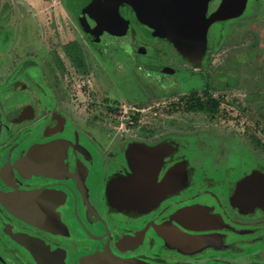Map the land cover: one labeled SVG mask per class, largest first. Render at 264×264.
Instances as JSON below:
<instances>
[{
	"label": "flooded vegetation",
	"instance_id": "flooded-vegetation-1",
	"mask_svg": "<svg viewBox=\"0 0 264 264\" xmlns=\"http://www.w3.org/2000/svg\"><path fill=\"white\" fill-rule=\"evenodd\" d=\"M175 1L170 12L201 10L209 21L199 63L160 34L168 0L119 4L123 20L112 24L126 25L122 35L93 17L95 0H62L78 35L50 54L52 87L34 86L41 71L33 59L23 70L29 37L0 25V264H264L262 138L247 130L245 148L226 142L222 148L217 139L183 130L156 135L138 118L123 131L116 126L125 104L146 106L185 89L196 101L188 111L221 103L201 101L208 88L185 86V69L206 65L212 51L243 45L238 36L255 27L264 9V0ZM70 71L84 79L76 91L68 86L72 77L61 79ZM97 77L122 101L112 97L111 120L85 116V124L67 107L79 91L90 94ZM145 145L158 148L151 153ZM34 146L40 148L29 158ZM152 174L150 183L136 186Z\"/></svg>",
	"mask_w": 264,
	"mask_h": 264
},
{
	"label": "rangeland",
	"instance_id": "rangeland-1",
	"mask_svg": "<svg viewBox=\"0 0 264 264\" xmlns=\"http://www.w3.org/2000/svg\"><path fill=\"white\" fill-rule=\"evenodd\" d=\"M4 4L8 5L9 13L5 21L0 18V25L4 24L21 37L22 32L24 37H29L23 51V70L30 68L29 59H33L34 64L38 66L36 68H39L40 74L43 73L44 76L39 74L37 78L36 75L34 86L52 87L53 77L48 69L49 64L54 63V60L51 59L50 62L49 56L54 51L62 53V44L78 35L72 16L65 10L62 0H4L2 5ZM260 16L254 28L238 36L240 43L244 42L243 45H227L212 51L213 56L206 65L185 69L187 72L189 70L185 86H197L199 92L208 88L202 102L211 100L210 97L221 98L220 110L213 118L211 113L188 111L187 107L196 101L192 99L193 94L185 89L165 99L151 98V102L146 106L126 105L123 102L125 106L117 115L119 124L116 126L119 127V131L128 129L127 124L138 118L140 120L138 126L151 127L155 129L153 133L156 135L183 130L203 135L213 142L217 139L221 142L222 148L225 142L245 148L247 143L244 134L247 130L254 131L264 140V9ZM68 48L74 49V47ZM16 50H12L14 55H18ZM236 53L239 59L233 57ZM225 54H230L227 60L230 58L235 60L227 62L223 58ZM91 72L93 78L97 76L96 72ZM68 73L67 76L62 74L61 79L72 77L73 80L68 86H72L76 91L83 78L78 73L72 71ZM94 83L90 94L79 91L73 96L74 100L72 98L69 100L71 105L67 107L73 117L86 122L85 124H87L85 116L90 119H101L103 115V118L110 119L111 115L108 117L106 110L109 107L112 110L116 102L112 97H119L122 101L120 93L115 88L105 89L107 84H102V80L99 81L98 77ZM106 91L110 92L108 97ZM181 97L183 98L180 99ZM169 102H172L173 108L166 114L165 109ZM88 103L93 104L92 109L88 108ZM110 120H107V126L112 128L115 122ZM79 128L83 129L80 125ZM262 155L264 157V154Z\"/></svg>",
	"mask_w": 264,
	"mask_h": 264
},
{
	"label": "water",
	"instance_id": "water-1",
	"mask_svg": "<svg viewBox=\"0 0 264 264\" xmlns=\"http://www.w3.org/2000/svg\"><path fill=\"white\" fill-rule=\"evenodd\" d=\"M112 1H111V5L113 6L110 9L107 0H95V4L92 6H94V9L96 10V15H94L93 17L98 21L101 20L100 17H103V20L100 21V24L102 25L104 30H108L114 34L122 35L126 32V25L125 28L119 29V27H116V23L115 25L112 23L116 22V20H119V18L123 20L122 16L119 13V4L129 0H112ZM168 3L169 4H167L168 6L165 7V13H164L166 15L165 16L166 26H163L162 30L160 29L161 30L160 34L162 36L164 35L165 37L169 38L178 48L181 49V51L185 56H187L188 58H193L196 63L201 62L205 54L207 22H209L206 19L205 11L199 10V12L196 13L195 15L186 12L180 15L178 13L170 12V10L173 9L174 7L177 8L178 6L177 2L175 0H168ZM90 10L91 9H89V11ZM211 18L213 20L216 17L215 15H213ZM198 54L201 55L199 56V59H196L195 57ZM38 148L40 147L34 146L30 148L27 153V156L29 155L30 158L31 155L35 153V151ZM156 148H158V145H153V146L145 145L141 149H145L147 152L154 153L153 151L156 152ZM162 160L163 159L160 156V160L156 164V166L162 164ZM31 165L33 168H35L34 164L31 163ZM142 170L143 167L138 168V171H136L137 176L144 175ZM153 179H154V175L152 174L151 178L146 176V178L138 179L137 182L135 181V184L136 186H140V185L144 186V184L150 183ZM11 198H14V196ZM11 207L18 209L20 211L25 210L24 207L18 206L17 204H12Z\"/></svg>",
	"mask_w": 264,
	"mask_h": 264
},
{
	"label": "trees",
	"instance_id": "trees-1",
	"mask_svg": "<svg viewBox=\"0 0 264 264\" xmlns=\"http://www.w3.org/2000/svg\"><path fill=\"white\" fill-rule=\"evenodd\" d=\"M219 104L220 103L218 101H215L214 104H210L209 106L207 104V105L201 106L200 108L199 107H197V108H193L192 107L189 110L196 111V112L211 113L212 116L214 117L215 114H217L219 112V110H220L219 109V106H220ZM258 143H260V141H258Z\"/></svg>",
	"mask_w": 264,
	"mask_h": 264
}]
</instances>
